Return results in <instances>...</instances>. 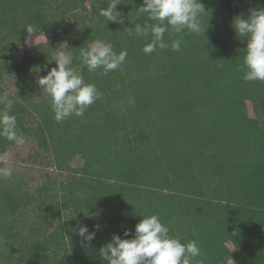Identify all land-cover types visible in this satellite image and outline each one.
Segmentation results:
<instances>
[{"label": "trees", "instance_id": "16d2710c", "mask_svg": "<svg viewBox=\"0 0 264 264\" xmlns=\"http://www.w3.org/2000/svg\"><path fill=\"white\" fill-rule=\"evenodd\" d=\"M108 2L0 0V48L9 56L0 71L21 91L22 99L9 98L18 134L34 114V134L54 159L83 160L62 184L58 225L33 239L17 264H106L100 248L150 214L182 243L195 240L205 264H219L228 241L235 242L233 264H264V81L243 79L247 42L232 27L236 15L264 8V0H201L203 31L169 29L165 40L181 39L180 51L151 54L142 50L151 35L134 30L147 19L137 11L143 0H121L124 23L99 15ZM28 26L48 39L21 55ZM97 39L127 51L107 75L77 59L80 47ZM63 42L70 66L82 67L85 83L101 95L83 116L57 122L50 98L34 87V70L51 68ZM238 98L258 103L261 116L242 110ZM13 144L0 137V154ZM3 196L16 212L19 201L11 192ZM79 225L100 226L90 247L81 246Z\"/></svg>", "mask_w": 264, "mask_h": 264}, {"label": "clouds", "instance_id": "9594fccd", "mask_svg": "<svg viewBox=\"0 0 264 264\" xmlns=\"http://www.w3.org/2000/svg\"><path fill=\"white\" fill-rule=\"evenodd\" d=\"M121 0H109L107 8H100L99 15L108 21L124 23L123 14L117 11ZM141 14H147L143 26H134L137 36L151 35V41L143 47L145 54L159 49L180 51L181 39H175L171 45L165 40V33L171 29L176 34L185 30L199 34L203 31L201 16L205 11L201 0H143L137 8ZM149 21L153 23H149ZM232 27L238 38L247 42L246 53L239 70L244 73L245 81H264V8H254L247 16L238 14L232 21ZM27 32L33 34L34 28L28 26ZM26 44H31L29 38ZM127 51L117 53L110 42L95 40L80 47L77 59L89 72L102 68L103 74L118 69L124 62ZM56 67L36 81L42 94L50 98L54 119L62 122L75 115L83 116L88 106L100 98L101 93L95 84L85 83L84 78L71 67L72 55L57 51L54 57ZM40 71V69L38 70ZM37 71V72H38ZM0 137L13 141L16 146L25 144V137L17 132L16 116L11 114L13 101L7 95L0 96ZM12 169L0 168V177L11 178ZM134 232L125 229L122 238L113 234L111 240L100 248V256L106 264H205L201 249L195 240L182 243L180 238L170 233V228L158 214L141 216ZM99 225L90 231L87 225L78 226V235L82 247H90L95 239ZM76 231V229H74Z\"/></svg>", "mask_w": 264, "mask_h": 264}, {"label": "rangeland", "instance_id": "374dc122", "mask_svg": "<svg viewBox=\"0 0 264 264\" xmlns=\"http://www.w3.org/2000/svg\"><path fill=\"white\" fill-rule=\"evenodd\" d=\"M87 5L90 7L89 1ZM29 37L35 44L48 39L44 32L31 34ZM30 46L31 44L22 42L18 48L20 54L28 55ZM57 51L71 53L67 42L57 46L54 57ZM8 57V54L0 48V61ZM52 67H56L55 61ZM51 68L34 70V87H39L36 81L46 75ZM75 69L84 78L83 68ZM4 95L8 98L22 99L14 76L5 70L0 71V96ZM237 103L251 117L261 116L258 103L240 98L237 99ZM30 119L28 131H22L23 129L20 128V135L25 137V144L18 147L14 143L0 154V168L12 169L11 178L0 177V264H17L20 254L27 252V247L33 239L47 235L58 225L60 220L58 205L60 209L62 208V184L74 169L83 164L80 156L59 161L54 159L50 152L40 145L34 134L36 127L34 114ZM7 192H11L20 203L16 212L6 207L3 195ZM61 212L64 217L63 210ZM7 234H12V241L9 243L8 240L11 239H8ZM221 252L222 258L219 264H233L237 255L235 242H226Z\"/></svg>", "mask_w": 264, "mask_h": 264}]
</instances>
